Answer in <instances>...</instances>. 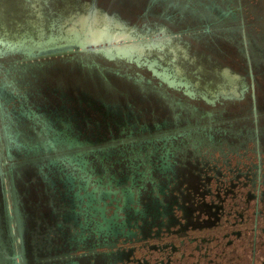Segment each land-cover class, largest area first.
Listing matches in <instances>:
<instances>
[{
	"label": "flooded vegetation",
	"instance_id": "1",
	"mask_svg": "<svg viewBox=\"0 0 264 264\" xmlns=\"http://www.w3.org/2000/svg\"><path fill=\"white\" fill-rule=\"evenodd\" d=\"M145 2L147 14L159 8L156 18L225 48L252 78V99L239 114L177 100L168 122L126 104L101 72L102 82L40 106L3 81L0 264H264V89L254 81L264 84V4ZM95 17L113 35L110 17ZM158 65L156 76L195 95L181 71Z\"/></svg>",
	"mask_w": 264,
	"mask_h": 264
},
{
	"label": "rangeland",
	"instance_id": "2",
	"mask_svg": "<svg viewBox=\"0 0 264 264\" xmlns=\"http://www.w3.org/2000/svg\"><path fill=\"white\" fill-rule=\"evenodd\" d=\"M146 9L145 0H0V86L5 81L28 91L33 106L44 104L47 98L58 104L61 92L102 82L101 72L119 89L120 99L149 120L174 122L177 100L202 110L239 114L241 100L252 99L253 80L229 52L207 42L203 46L184 28L156 18L159 8L149 14ZM104 14L114 22L113 35L107 37L93 29L110 27L108 21L95 17ZM82 30L88 39L79 42ZM82 43L99 45L83 49ZM63 45L66 49L52 50ZM108 47L114 50L110 56L103 51ZM150 62L174 75L181 71L178 79L189 83L195 95L156 76ZM254 81L262 91V79ZM135 82L151 84L149 89L157 91L140 90L131 85Z\"/></svg>",
	"mask_w": 264,
	"mask_h": 264
},
{
	"label": "bare ground",
	"instance_id": "3",
	"mask_svg": "<svg viewBox=\"0 0 264 264\" xmlns=\"http://www.w3.org/2000/svg\"><path fill=\"white\" fill-rule=\"evenodd\" d=\"M93 23H94V22H93ZM96 28H97V26H95V27L93 26V29H94L95 31H97ZM91 32H92V31H91ZM92 33H93V32H92ZM105 36H106V35H105ZM106 37H107V36H106ZM70 48H71V47H70Z\"/></svg>",
	"mask_w": 264,
	"mask_h": 264
}]
</instances>
